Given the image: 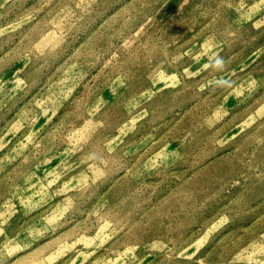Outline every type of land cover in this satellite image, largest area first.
<instances>
[{
  "label": "rangeland",
  "instance_id": "1",
  "mask_svg": "<svg viewBox=\"0 0 264 264\" xmlns=\"http://www.w3.org/2000/svg\"><path fill=\"white\" fill-rule=\"evenodd\" d=\"M0 264H264V0H0Z\"/></svg>",
  "mask_w": 264,
  "mask_h": 264
},
{
  "label": "clouds",
  "instance_id": "2",
  "mask_svg": "<svg viewBox=\"0 0 264 264\" xmlns=\"http://www.w3.org/2000/svg\"><path fill=\"white\" fill-rule=\"evenodd\" d=\"M214 63H215V65L217 66V67H223L224 66V59L222 58V57H219V56H217L216 58H215V61H214Z\"/></svg>",
  "mask_w": 264,
  "mask_h": 264
}]
</instances>
